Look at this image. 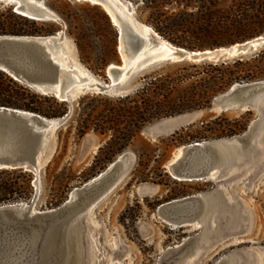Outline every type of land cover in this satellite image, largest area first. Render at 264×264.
<instances>
[{
	"label": "rangeland",
	"instance_id": "rangeland-1",
	"mask_svg": "<svg viewBox=\"0 0 264 264\" xmlns=\"http://www.w3.org/2000/svg\"><path fill=\"white\" fill-rule=\"evenodd\" d=\"M41 1L55 19L23 21L11 14L14 10L10 5L0 3V23L37 29L41 36L62 31L54 41L55 50L67 56L70 64L109 84L107 67L104 72L102 68L108 62L120 65L123 57L118 53L119 62H115L117 57L109 52L116 36L103 8L71 0ZM133 4L132 20L140 27H150L169 44L194 51L219 47L204 46L206 40L179 25L181 20L194 22V14L201 7L199 2L193 0L164 8L167 15L178 14L172 18H158L150 10ZM260 36L264 38V34ZM103 52L104 63L99 59ZM143 59L128 71L122 82L105 92L79 94L66 102L68 113L55 124L51 134L50 160L39 173L32 174L30 198L8 204H29L37 211L57 208L76 188L90 182L111 162L124 158L129 161V168L123 180L87 212V264H264V128L258 136L259 149L254 157L240 159L231 168L218 169L214 176L204 179L185 181L172 175L173 172L180 176L183 167L175 161L182 156L184 147L194 142L204 144L245 135L260 122L262 112L254 108H214V100L209 108L145 124L116 153L114 144L125 143L130 129L127 113L118 123L108 119L110 107L119 106L114 102L116 98L134 92L142 77L152 71L164 69L161 72L166 73L177 64L186 67L200 64L158 61L143 65ZM237 59L243 68L264 74V41L251 52L228 61ZM263 80L262 76L242 83ZM176 120L177 123L166 125ZM230 131L236 133L227 135ZM243 148L242 155L248 156L249 147ZM218 189L229 205L223 216L214 209L206 221L179 222L180 214L187 219L189 214L200 211L198 197ZM214 200L217 201L209 198L211 204H215ZM171 201L174 204L161 208ZM183 202H192V207L178 210L175 205ZM226 215L229 220L234 216L230 227ZM227 230L230 235L222 236ZM205 231L208 236L202 240Z\"/></svg>",
	"mask_w": 264,
	"mask_h": 264
},
{
	"label": "water",
	"instance_id": "water-1",
	"mask_svg": "<svg viewBox=\"0 0 264 264\" xmlns=\"http://www.w3.org/2000/svg\"><path fill=\"white\" fill-rule=\"evenodd\" d=\"M71 1L102 7L118 30V52L121 54V49L126 59L120 65L107 67L109 84L101 83L90 73L82 75L68 63L67 56L58 55L54 41L62 31L53 36H0V70L40 94L52 95L63 102H69L79 94L105 92L122 82L142 57L143 65L158 61H226L251 52L255 45L264 41L258 36L227 47L186 50L166 44L150 28L145 33L133 25L131 14L135 6L129 0H120V3L113 0ZM0 3L10 5L14 12L29 19H50L41 0H0ZM17 10L24 11V14ZM164 43L168 48L159 49ZM213 106L220 109L254 108L262 112V117L245 135L215 140L202 146L193 143L184 147L182 156L175 161L183 167L179 173L182 179L204 178L212 169H229L236 161L254 157L258 152V136L264 128V80L234 84L215 99ZM54 127L51 119L0 106V169L20 168L32 174L39 173L51 157L49 139ZM243 147H249L248 156L242 155ZM128 168L127 159H116L90 182L76 188L61 206L54 209L37 211L32 205L23 203L0 205V264H87V212L123 180ZM208 198L217 201L210 204ZM196 202H199L200 211L189 214L187 219L180 214V223L197 219L202 222L212 215L214 209L223 216L225 207H229L219 189L201 195ZM192 204L183 202L175 206L179 210ZM225 217L227 227L233 225L234 216L231 215L230 220L228 215ZM206 235L205 231L202 240ZM228 235V230L222 232V236Z\"/></svg>",
	"mask_w": 264,
	"mask_h": 264
},
{
	"label": "trees",
	"instance_id": "trees-1",
	"mask_svg": "<svg viewBox=\"0 0 264 264\" xmlns=\"http://www.w3.org/2000/svg\"><path fill=\"white\" fill-rule=\"evenodd\" d=\"M129 1L143 10H150L158 18L161 16L172 18L178 14L167 15L164 8L172 4H188L193 0ZM194 1L201 4L200 10L194 14L195 23L181 20L182 24L179 25L195 37L206 40L204 46H230L264 34V0ZM11 14L17 19L28 21V18L15 12ZM111 26L115 29L116 41L109 52L117 57L113 61L119 62V34L117 28ZM41 34L37 29H24L19 25L0 23V36H41ZM105 55L106 53L103 52L99 58L103 63ZM199 63L187 67L177 64L166 73L161 72L164 69L152 71L142 77L140 85L134 92L116 98L114 102L119 106L110 107L109 121L118 123L127 113L130 124L127 133L129 138L125 139V143L114 144L116 153H120L130 137L145 124L160 118L209 108L217 97L226 93L234 84L264 77V74L253 73L251 69L243 68L239 59L232 62L226 60ZM110 64L108 62L102 68L103 72ZM0 106L29 111L47 119H60L68 113L66 102L54 96L47 97L32 93L2 70H0ZM235 133L230 131L227 135ZM32 180V173L23 169H0V205L29 199L32 193Z\"/></svg>",
	"mask_w": 264,
	"mask_h": 264
},
{
	"label": "bare ground",
	"instance_id": "bare-ground-1",
	"mask_svg": "<svg viewBox=\"0 0 264 264\" xmlns=\"http://www.w3.org/2000/svg\"><path fill=\"white\" fill-rule=\"evenodd\" d=\"M113 1H115L116 3H120V0H113ZM126 8V7H125ZM48 10V9H47ZM17 12L18 13H21V14H24L23 12L24 11H20V10H17ZM48 18H50V19H55L56 17H55V15L52 13V12H50L49 10H48ZM47 20H49V19H47ZM114 20V19H113ZM133 25H137L139 28H141L142 29V31H144L145 33H147L148 32V29L150 28V27H147V26H145L146 28H144L143 26H139V24L138 23H136V22H133ZM151 29V28H150ZM157 34V33H156ZM164 42H166V44H169L167 41H165L164 40ZM165 43H164V45H161V47L159 48V49H164V48H168V47H166V46H168V45H166ZM169 45H171V44H169ZM258 45V44H257ZM257 45H255V46H257ZM120 52H121V55H122V57H123V61L125 62V54L123 53V51L120 49ZM64 55L63 53H61V51H59L58 52V55ZM68 63H69V61H68ZM70 64V63H69ZM71 66H73L75 69H77L78 70V72L79 73H81L82 75H87V74H89V73H87L86 71H84V70H82V69H80L79 67H77V66H75V65H72V64H70ZM112 66L114 65V64H111ZM110 65V66H111ZM59 90H60V85H58L57 86V91H58V93L57 94H59ZM51 120H53V122H54V124H57L58 123V121H60V119H51ZM178 122V120H176L174 123H171V124H169V123H166V125H173V124H175V123H177ZM235 138V137H234ZM194 143H197L198 145H205L206 143H201V142H194ZM193 144V143H192ZM49 149L51 150V137H50V139H49ZM52 151V150H51ZM50 155H51V153H50ZM176 159H178V157L176 158ZM200 163V162H199ZM201 164V163H200ZM215 172H216V169H212L208 174H207V176L206 177H211V176H214V174H215ZM172 175H173V177L175 178V179H180V180H185V181H190V180H198V179H204V178H206V177H204V178H191V179H182V177L181 176H178L177 174H173V172H172ZM103 197V196H102ZM208 200H209V198H208ZM209 203H210V201H209ZM172 204H174L172 201L170 202V203H165V204H162L161 205V208L162 207H164V206H170V205H172ZM211 204V203H210ZM95 205V203L91 206V208L93 207ZM90 208V209H91ZM87 241H88V236H87ZM215 242V241H214ZM213 242V243H214ZM212 243V242H211ZM216 243V242H215ZM210 244V243H209ZM86 257H87V249H86Z\"/></svg>",
	"mask_w": 264,
	"mask_h": 264
}]
</instances>
